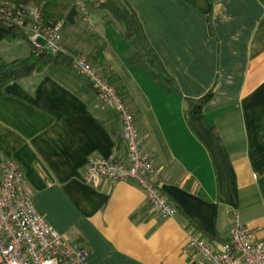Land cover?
Listing matches in <instances>:
<instances>
[{
	"label": "crops",
	"instance_id": "crops-1",
	"mask_svg": "<svg viewBox=\"0 0 264 264\" xmlns=\"http://www.w3.org/2000/svg\"><path fill=\"white\" fill-rule=\"evenodd\" d=\"M120 1L136 15L149 66L130 64L137 50L129 54L119 23L97 6L92 26L78 19L67 30L75 45L60 46L85 55L117 89L178 215L155 214L136 183L85 181L90 158L125 159L127 150L119 113L73 69L50 66L0 90V163L19 165L38 213L89 251L87 264H206L189 239L219 248L235 215L264 242V4ZM210 92L194 114L188 101Z\"/></svg>",
	"mask_w": 264,
	"mask_h": 264
},
{
	"label": "built area",
	"instance_id": "built-area-1",
	"mask_svg": "<svg viewBox=\"0 0 264 264\" xmlns=\"http://www.w3.org/2000/svg\"><path fill=\"white\" fill-rule=\"evenodd\" d=\"M91 1L75 0L79 15L86 23L92 22ZM28 17L33 20V45L43 50L45 47L40 43L43 40L51 52H62L57 42L63 23L44 28L40 14L34 8L29 10ZM73 70L91 83L101 103L119 113L123 125L122 140L127 150L125 159L116 153L109 158H90L85 181L96 188L136 183L145 191L155 214L163 219L175 218L178 207L161 189V171L155 167L152 157L142 151L134 115L117 89L99 74L84 55L74 57ZM0 168V264H87L89 251L66 241L38 213L32 198L22 188L23 172L19 165L4 159ZM233 219L229 240L219 248L215 249L197 235L189 239L187 248L195 251L206 264H264V242H254L248 227L240 222L239 217L235 215Z\"/></svg>",
	"mask_w": 264,
	"mask_h": 264
},
{
	"label": "trees",
	"instance_id": "trees-1",
	"mask_svg": "<svg viewBox=\"0 0 264 264\" xmlns=\"http://www.w3.org/2000/svg\"><path fill=\"white\" fill-rule=\"evenodd\" d=\"M260 1L264 4V0ZM97 4L95 1L90 2L89 8L96 5L111 14L124 28L126 40L132 42L137 50V54L130 60V64L149 66L145 53L136 39L135 13L120 0H100L99 6ZM33 8L38 10L42 26L46 29L53 28L60 22H63L64 26L74 25L78 19H81L75 0H0V45L23 41L31 46V52L25 58L12 62L0 61V90H4L11 83L28 78L35 73H41L50 66L73 69L74 57L77 54L65 51L53 53L46 48L37 49L33 45L31 34L28 31L33 24V20L28 17V14L29 10ZM101 54L102 52H100ZM165 79L171 82L169 77ZM213 95L214 93L210 92L199 100H189L191 111L196 115L201 114L204 107L212 100Z\"/></svg>",
	"mask_w": 264,
	"mask_h": 264
},
{
	"label": "rangeland",
	"instance_id": "rangeland-1",
	"mask_svg": "<svg viewBox=\"0 0 264 264\" xmlns=\"http://www.w3.org/2000/svg\"><path fill=\"white\" fill-rule=\"evenodd\" d=\"M93 2L95 1L96 3H100V0H92ZM90 10H96V5L95 6H91V8H89ZM98 9V8H97ZM110 15V17H112L113 19H115L111 14H108V16ZM82 20V19H81ZM84 22V21H83ZM63 23V22H62ZM85 25L88 24V26H92V22L91 23H86L84 22ZM85 26L84 24L80 25L79 26V30L80 29H83ZM119 27L122 28V30L125 32L124 28L119 24ZM65 28V29H64ZM64 29V30H63ZM70 29V24H68L66 27L64 26V23H63V28L61 30V33H60V40L57 42L58 45H61L62 43L66 42V41H70V44H72L73 46L75 45V37L72 36V38H68L67 37V30ZM30 32V34L32 33L31 32V28L28 30ZM63 31V32H62ZM74 41V42H73ZM73 42V43H72ZM126 42H128L126 40ZM40 43L42 44L43 47H45L48 51H52L48 45H47V42L43 41V40H40ZM129 49H131V52L132 53H129L131 56L133 53H135V50H134V46H133V43L132 42H128L127 43ZM72 46V51L73 52H76V47H73ZM128 49V50H129ZM29 51H30V48L29 46H27V43L26 42H14V43H3L0 45V58L4 61V62H12L14 60H17V59H20V58H25L27 57V55L29 54ZM78 55V54H77ZM85 56V55H84Z\"/></svg>",
	"mask_w": 264,
	"mask_h": 264
}]
</instances>
